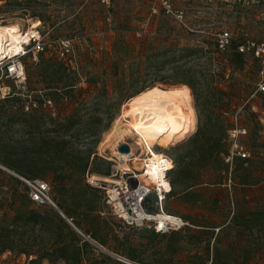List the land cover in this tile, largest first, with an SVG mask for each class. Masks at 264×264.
<instances>
[{
	"label": "rangeland",
	"instance_id": "374dc122",
	"mask_svg": "<svg viewBox=\"0 0 264 264\" xmlns=\"http://www.w3.org/2000/svg\"><path fill=\"white\" fill-rule=\"evenodd\" d=\"M177 4L186 9L189 27L158 9L154 0H116L109 8L100 0H10L5 6L0 24H16L22 32L33 29L38 35L24 55L0 59V155L21 170L0 163V223L18 218L14 248L1 252L0 247V264H65L40 256L50 250L52 231L24 225L22 215L31 208L47 210L56 232L60 211L66 216V200L93 202L95 209L87 216L80 210L75 215L83 229L111 248H118L126 236L135 244L144 242L147 246L137 247L146 262L257 264L249 259L264 239V199L259 197L264 132L257 125L264 104V93L257 92L264 62L244 54L245 62L238 67L230 60L232 49L217 50L213 38L224 28L235 43L244 36L264 41V0L245 7L204 0ZM13 62H21L23 74L8 71ZM154 85H185L188 90L193 128L168 145L153 147L178 161L171 174L178 190L199 183L192 192L198 208L180 201L170 204L199 221L226 224L212 254L200 235L183 238L174 254L166 247L167 239L149 242L138 237L145 228H122L104 201L103 189L95 186L110 175L113 163L107 157L114 148L137 141V136L120 132L107 143L104 155L100 144L128 99ZM237 113L247 128L242 143L250 150V161L243 164L235 157L233 169L226 170L224 153L218 150L229 151L228 131ZM147 157L144 153L131 167L141 170ZM22 178L47 182L59 209L50 201L33 202L32 187ZM62 200L63 208L58 204ZM253 210L261 211V223L239 220L235 225L238 215ZM20 248L32 254L20 253Z\"/></svg>",
	"mask_w": 264,
	"mask_h": 264
},
{
	"label": "built area",
	"instance_id": "2783aa9c",
	"mask_svg": "<svg viewBox=\"0 0 264 264\" xmlns=\"http://www.w3.org/2000/svg\"><path fill=\"white\" fill-rule=\"evenodd\" d=\"M106 7H111L116 0H100ZM189 4L192 0H154L157 4V8L163 11L165 14L175 18L183 27H189L186 19V9L178 6L177 2ZM207 2L220 1L228 5H236L237 7H245L252 2L258 0H204ZM35 38V37H34ZM232 33L228 29H221L214 33L213 42L215 47L219 51H224L236 46V50L242 54L253 56L255 59L264 62V41H259L255 38L244 36L243 39L237 43L233 42ZM29 40L25 43L24 50L16 54L17 56L24 55L25 48L31 45ZM5 58V57H4ZM2 58V59H4ZM9 72L19 74L23 71L21 62H13L7 66ZM257 92L264 93V77L258 83ZM255 113L257 110L253 107ZM260 130L264 132V104L261 108V114L258 117ZM247 128L240 123L239 114L233 116L232 126L229 128V155L226 158L227 162H230V168H232V162L235 157L247 159L250 157V150L242 143V138L247 135ZM128 143V142H126ZM120 145V144H119ZM144 159H149V155ZM173 163L171 168L164 170V176L160 180L152 182H146L142 179L145 175L146 178H150L148 173V164L144 163L141 170L135 168H125L121 166L123 160L119 155L113 154L111 173L108 176L110 179L106 181V177H102L103 180H97L96 187L103 189L104 201L109 206L112 214L121 223L123 227L131 229H142L145 227L151 228L155 233L165 234L171 231L181 230L186 226L199 228L185 220L181 215L169 213L165 208V201L167 194L172 190L169 172L174 168L175 162L173 158L166 154ZM133 156H130L132 158ZM124 161V160H123ZM131 161V160H129ZM31 188L30 197L33 202L38 204H45L50 201L54 204L49 196L50 186L42 179L28 180L22 178ZM163 179L167 180L169 187H166L163 183ZM93 180V178H92ZM99 181V182H98ZM231 182V179L229 180ZM230 185V183H228ZM223 228L222 225L214 226L211 230L214 231L215 236ZM215 236L212 242L215 241Z\"/></svg>",
	"mask_w": 264,
	"mask_h": 264
},
{
	"label": "trees",
	"instance_id": "16d2710c",
	"mask_svg": "<svg viewBox=\"0 0 264 264\" xmlns=\"http://www.w3.org/2000/svg\"><path fill=\"white\" fill-rule=\"evenodd\" d=\"M0 0V14L4 12L5 6L10 2V0ZM216 48V47H215ZM217 49V48H216ZM232 52H231V58L230 60L232 63H234L236 66L240 67L243 66L245 62L244 54L238 52L236 50V46L233 45L231 47ZM218 50V49H217ZM210 120L212 119V116L209 118ZM258 125V130L260 129V124L259 122L257 123ZM212 126L218 127L219 123L213 122ZM222 127V126H221ZM219 140V139H218ZM218 152L224 153V159L229 155V151L225 153L222 149H219ZM171 156V155H170ZM175 162L174 168L169 172V178H170V183L172 186V190L170 193L173 191V187L176 186L177 188V182L174 180V178L171 177V174L175 173V169L177 167L178 161L176 158L171 156ZM238 158V157H237ZM243 164H247L250 159H242L238 158ZM0 163L3 165L8 166L9 168H12L18 172L21 170L17 168L15 165L11 164L7 158L2 157L0 155ZM87 167V166H85ZM230 164L227 162L222 168L229 170ZM233 169V168H232ZM0 171H3L0 169ZM199 177V176H198ZM198 180H200L198 178ZM199 185L196 183H191L190 185L184 187L183 189L186 190L187 188L191 186ZM96 188V187H95ZM181 190V191H184ZM167 199V198H166ZM63 203H65L64 200L59 201L58 204L61 208H63ZM75 204V205H74ZM66 217L69 218L72 223L76 226V228H79L81 231L79 232L74 226H72L64 217L59 216L58 221L59 223L55 224V229H51V220L48 218L47 215V210H40L37 208H31L24 212L22 215V221L23 224H31L33 226H38L41 231L43 232H50L49 237L52 238V243L50 244V250H46L44 252L45 254H42L40 256H44L45 258H48L50 262H54L56 259H61L65 264H162L159 260H155L154 263L146 262L141 258V253L138 250V247H144L147 246L144 244V242H139L137 244L134 243V241L129 238V237H123L120 243V246L118 248H111L106 245V241L98 236L97 234L91 233L89 230H84L82 225V220L78 219L75 215L78 213V211H82L84 216H87V211H92L95 209V205L93 202H88L87 204L81 202L80 204H77L76 202H71L68 203L66 200ZM165 208L169 213L170 212L167 209L166 206V201H165ZM176 214V213H174ZM261 211L260 210H253L249 213L245 214H240L237 216V221L235 222V225H239L240 221L243 220L246 224H258L261 223ZM183 217V216H182ZM184 218V217H183ZM191 224H194L196 226H200L199 228H194L191 226H186L181 230L177 231H171L169 233L165 234H158L155 233L151 228L145 227L144 230L138 232V237L140 238H146L149 240V242L153 241H158V240H164L167 239L168 242L166 244V247L169 251L172 253L176 254L179 251L178 245L180 242L184 241L183 238H188L190 240V237H195L197 236H202L205 240V242L208 244V249L207 252L209 254L213 253V246L217 240V237L220 235V233L223 231L225 228L226 224H219V225H213L210 224V222H204V221H198V220H189L184 218ZM18 218L13 216L10 221H2L0 223V247H1V252L8 250V249H13V238L16 235V227L18 224ZM230 223V221L228 222ZM222 225L223 228L221 231L215 236V233L213 230H211L212 227L214 226H220ZM122 226V225H121ZM123 228V226H122ZM251 228V227H249ZM131 229V228H130ZM143 229V228H142ZM132 230H139V229H132ZM56 233V236H53V234ZM89 235V236H87ZM215 236V241L212 242L213 237ZM88 237V238H87ZM92 240V241H91ZM98 242L97 244L101 246H105L108 248L109 252H112L113 254H120L122 259L125 261L118 259L113 256V254H109L104 252L102 249L98 248L94 242ZM20 253H26V254H32V252H29L25 250V248H20L19 250ZM158 251H155L157 253ZM115 254V255H116ZM118 256V255H117ZM119 257V256H118ZM204 264V263H201Z\"/></svg>",
	"mask_w": 264,
	"mask_h": 264
},
{
	"label": "bare ground",
	"instance_id": "6f19581e",
	"mask_svg": "<svg viewBox=\"0 0 264 264\" xmlns=\"http://www.w3.org/2000/svg\"><path fill=\"white\" fill-rule=\"evenodd\" d=\"M37 35L38 32L33 29L22 32L16 24H0V59L20 53L25 43ZM20 73L23 74V71ZM194 122V111L185 85L169 88L154 85L128 99L99 150L104 155L107 143L120 132L136 135L137 141L128 142V153L114 148L113 154L123 158L121 166L127 169L141 160V155L148 153L149 159L143 161V165L145 162L148 164L147 175L150 174V178L146 179L158 181L164 176V170L171 168L173 163L165 153L154 150L153 146L156 143L168 145L184 136L193 128ZM123 125L127 126V130H122ZM109 179L107 176L105 180ZM163 183L169 187L167 180L163 179Z\"/></svg>",
	"mask_w": 264,
	"mask_h": 264
},
{
	"label": "crops",
	"instance_id": "0c3cea01",
	"mask_svg": "<svg viewBox=\"0 0 264 264\" xmlns=\"http://www.w3.org/2000/svg\"><path fill=\"white\" fill-rule=\"evenodd\" d=\"M262 157V154L258 155V158H261ZM262 159V158H261ZM263 161V160H262ZM260 162L259 160V165H263V162ZM256 165V164H255ZM243 186H247V184H242ZM197 186L198 185H195V186H191L189 188H187L186 190L184 191H181V190H178L175 187H173V191L171 193H168L167 194V199H166V206H167V209L170 211V212H173V213H176V214H179L181 216H183L184 218L186 219H189V220H198L199 221V218L195 217V216H189L187 214H185L184 212L182 211H178L174 206H172L170 203L171 202H175V201H180L182 202L184 205H188L190 206L191 208H198L199 206V201L196 200V198L193 196L192 192H195L197 191ZM172 187V186H171ZM261 197L260 199H264V187L261 188V191H260V196ZM258 197V198H259ZM248 211L244 212V213H247ZM203 218V217H202ZM255 232L257 230H254ZM260 233H264V230L263 231H260ZM261 246V250L260 251H255L254 253H252V257L249 259V262L253 263H257V264H264V239H262L260 241V244ZM248 261V260H247Z\"/></svg>",
	"mask_w": 264,
	"mask_h": 264
},
{
	"label": "water",
	"instance_id": "95a60500",
	"mask_svg": "<svg viewBox=\"0 0 264 264\" xmlns=\"http://www.w3.org/2000/svg\"><path fill=\"white\" fill-rule=\"evenodd\" d=\"M118 150L120 151V152H126V153H128L129 151H130V145L128 144V143H121L119 146H118ZM54 206H56V208H58L59 209V207L54 203ZM60 213L62 214V216L64 217V218H66V220L72 225V226H74L75 228H76V226L72 223V221L69 219V218H67L61 211H60ZM77 229V228H76ZM78 230V229H77ZM79 231V230H78ZM80 232V231H79ZM88 238V237H87ZM92 241V240H91ZM94 242V241H93ZM95 244H96V242H94ZM100 248H102L103 250H105V251H107V252H109L108 250H106L103 246H101V245H99V244H97ZM109 253H111V254H113L112 252H109ZM113 255H115V254H113ZM115 256H117V255H115ZM118 257V256H117ZM119 259H120V257H119ZM121 260H123V261H125L124 259H122L121 258Z\"/></svg>",
	"mask_w": 264,
	"mask_h": 264
}]
</instances>
